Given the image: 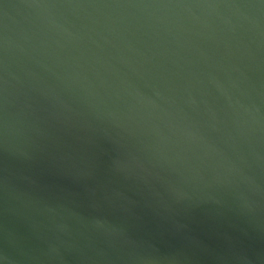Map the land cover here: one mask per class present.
Masks as SVG:
<instances>
[{
  "label": "water",
  "instance_id": "1",
  "mask_svg": "<svg viewBox=\"0 0 264 264\" xmlns=\"http://www.w3.org/2000/svg\"><path fill=\"white\" fill-rule=\"evenodd\" d=\"M0 264H264V0H0Z\"/></svg>",
  "mask_w": 264,
  "mask_h": 264
}]
</instances>
